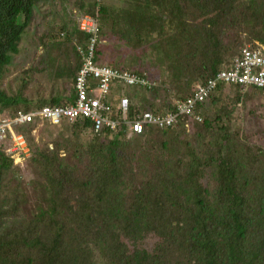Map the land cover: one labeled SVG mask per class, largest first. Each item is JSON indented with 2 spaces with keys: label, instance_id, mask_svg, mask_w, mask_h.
Masks as SVG:
<instances>
[{
  "label": "trees",
  "instance_id": "1",
  "mask_svg": "<svg viewBox=\"0 0 264 264\" xmlns=\"http://www.w3.org/2000/svg\"><path fill=\"white\" fill-rule=\"evenodd\" d=\"M120 1L75 0L73 9L71 0H0V113L75 101L78 46L87 49L90 39L75 10L99 14L97 63L147 75L154 69L163 78L152 89L114 79L115 117L122 97L130 117L174 112L197 85L232 68L247 45H264V0ZM33 44L41 49L35 65L15 61ZM11 67L25 79L9 94L2 80ZM36 67L50 76L39 98L25 92ZM226 87L234 105L224 102ZM246 92L264 89L219 84L197 107L202 121L182 115L176 127L147 125L141 134L125 124L96 131L87 118L16 125L30 151L16 163L0 146V264H98L97 253L107 264H170L173 251V264H264V147L231 128ZM37 127L51 139H37ZM198 146L206 152L197 154ZM26 162L43 180L30 213ZM151 235L156 242L145 245Z\"/></svg>",
  "mask_w": 264,
  "mask_h": 264
},
{
  "label": "built area",
  "instance_id": "2",
  "mask_svg": "<svg viewBox=\"0 0 264 264\" xmlns=\"http://www.w3.org/2000/svg\"><path fill=\"white\" fill-rule=\"evenodd\" d=\"M74 13L78 16L80 29L90 34L87 49H84L82 45L78 46L83 56V66L75 81V101L57 106H44L36 111H19L15 117L0 113V146L5 147L6 153L11 155L16 163L23 162L30 150L25 136L18 133L15 126L32 122L37 117L41 121L48 120L54 124L61 123L63 119L75 121L79 118H87L94 122L96 131H101L103 128L114 130L125 124L129 125L134 133L141 134L147 125L161 128L176 127L182 115L202 121L203 118L197 112V107L216 91L219 84H239L264 89V45L256 44L253 47L249 44L236 58L232 68L221 70L216 76L209 78L206 83L197 85L189 97L178 101L176 111L171 113L147 111L130 117L129 97H122L120 115L115 117L112 105L108 101L111 82L114 79H121L128 85L148 89H152L159 83L146 73L119 71L116 67L97 63L95 50L100 33L99 14L96 16L79 14L76 10ZM92 82L95 83L94 86L91 85ZM39 127L35 129V133Z\"/></svg>",
  "mask_w": 264,
  "mask_h": 264
},
{
  "label": "rangeland",
  "instance_id": "3",
  "mask_svg": "<svg viewBox=\"0 0 264 264\" xmlns=\"http://www.w3.org/2000/svg\"><path fill=\"white\" fill-rule=\"evenodd\" d=\"M110 4H114L116 6L124 5V2L120 0H106ZM73 2L75 0H71L73 9L75 6H73ZM75 14V13H74ZM35 24L30 27L31 32L35 29ZM29 48V49H28ZM28 50L25 51L24 54L17 56L15 58V61L20 62L23 65L30 66L32 64H36L35 61H38L40 58L41 53L39 52L41 49L38 50L35 48V45L33 44L31 47L28 46ZM34 50V54L30 51ZM37 50V52H36ZM36 52V54H35ZM117 55V54H116ZM115 55V56H116ZM112 56V57H115ZM154 67V64H151L150 67ZM10 71L7 72V76L2 80V85L7 89L9 94H12L14 90L17 88L19 89L20 86L24 83L23 76L20 77L21 72L20 70L14 69L13 67L9 68ZM37 72L30 78L26 79L29 81L28 86L25 87V92L29 94L31 97L39 98L43 96V93L47 90V85L50 82L48 74H45L43 71H41V67H36ZM149 72V76L153 79H157L161 81V78L158 74L155 73V70H147ZM20 77V79L18 78ZM159 81V82H160ZM46 83V84H45ZM162 83V81H161ZM226 84V83H223ZM46 87V90L44 89ZM232 88L226 87L224 90L223 97L227 99V101L224 99V102H229L231 105L234 103L235 94L232 92ZM244 102H241L239 104H236L235 113L233 115L232 119V125L231 128L240 130L244 135L249 136V141L252 142L254 145H260L264 147V93H257V92H246L244 93ZM63 128L57 129L55 132H53V137H56L59 134H62ZM51 133L48 134H42V129H38L35 133L37 139L40 138V141L43 139L49 140L51 139ZM42 137V138H41ZM206 147L198 146L196 148L197 154L199 155L205 153ZM134 151V149L132 150ZM203 151V152H201ZM201 152V153H200ZM62 155H65L64 151H61ZM135 154V153H134ZM84 161V160H83ZM83 161H80L78 159H74L71 161L72 163H82ZM23 171L21 183L26 191L27 195V202L24 204V211L26 213H30L35 210L36 206V200L38 198L39 190L35 189V184L41 181V177L38 176L35 165L31 164L29 162H26L25 165H23V168H21ZM43 181V180H42ZM16 184V181L12 182V185ZM154 235H151L149 238L145 240V245L148 243L149 246L154 245L156 242V238L153 237ZM178 258V255L175 251L171 252L168 256V261L170 264H173ZM96 260L98 264H107V262L103 259V257L97 253L96 254Z\"/></svg>",
  "mask_w": 264,
  "mask_h": 264
}]
</instances>
